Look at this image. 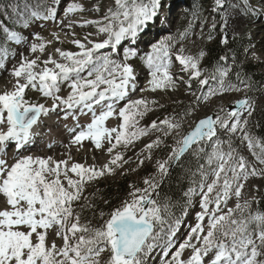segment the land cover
I'll list each match as a JSON object with an SVG mask.
<instances>
[{
  "label": "snow or ice",
  "instance_id": "obj_1",
  "mask_svg": "<svg viewBox=\"0 0 264 264\" xmlns=\"http://www.w3.org/2000/svg\"><path fill=\"white\" fill-rule=\"evenodd\" d=\"M115 3L116 10L109 9L101 20H85L81 24L96 25L98 33L107 34L103 41H89L91 47H88L81 40L74 39L72 43L78 46L79 52L56 48L55 51L64 62L49 55L42 62L44 68L39 71L36 70L39 57L28 59L21 54V63L11 72L17 78L13 90L0 93V143L13 142L19 152L32 140L33 126L38 124L41 115H47L58 108H63L65 115L74 109L87 110L93 115L92 122L73 136L70 142L72 145H82L83 141L91 140L96 148H101L102 141L107 140L110 144L107 150L111 153L118 145L127 146L134 139L147 134V128L137 126L138 117L142 118L150 111V104H155V101L127 99L124 107L116 112V103L125 100L130 90H135L136 87L135 70L129 63L138 55L136 50H125L122 59H112L97 53L106 47L119 45L122 40L135 39L143 27L157 15L160 0H115ZM216 3L220 7L223 0H216ZM245 8L255 11L247 4ZM83 10L81 3L72 2L67 5L65 16ZM96 10H99L98 7ZM57 11L53 0L52 6H42V11H32L31 16L56 20ZM222 20L223 31L228 22L226 17H222ZM72 23L70 21L65 26L71 28ZM215 27L213 24V29ZM0 29L10 41L21 43L24 40L19 32L11 31L2 24ZM187 31L188 29L181 36L186 35ZM54 36L59 40L58 34ZM231 38L235 39L234 36ZM34 39L40 43L31 44L32 53L44 52L47 44L51 43L38 33ZM228 41L229 33L224 31L222 43L227 44ZM173 46V38L166 37L153 44L151 51L142 57L150 70L151 79L148 83L152 91L176 87V81L170 72ZM183 51L181 48L180 52ZM247 52L248 49H245L246 54ZM8 55L7 46L0 45V68L5 66ZM203 55L200 52L197 56L180 54L176 57L183 70L191 71L189 88L191 79H198L202 75L199 61ZM252 55L255 57L256 53ZM49 64L53 67H48ZM85 70L86 78L80 75ZM220 75L227 76V71L220 72ZM20 78L24 79L23 83ZM70 79L72 83L69 94L66 97L58 95L60 82ZM208 83L207 77L199 80L201 86ZM29 87L51 98V108L43 103L27 101L24 94ZM228 90L239 91L234 87L225 88L221 80L219 88H209L197 100H207L210 96L223 94ZM234 104L235 108L227 111L220 109L215 118L207 116L199 120L194 129L177 141L178 147L173 149L168 160L158 163L160 175L166 173L169 162L178 160L192 145L212 140L217 135V128L230 133L242 131L249 148L260 147V153L254 151L253 155L264 164V144L248 133L247 119L241 120L245 111L251 116L254 102L246 96ZM97 108L100 109L99 114ZM220 112L224 114L220 115ZM114 115L122 118V123L118 128L106 127L105 121ZM160 123L169 130L179 128L178 123L167 118ZM5 125L7 130H4ZM77 127L80 125L77 124ZM150 127L157 129L159 125L153 121ZM72 131L75 132V129ZM164 134L167 135V131ZM113 139L115 143H112ZM160 143L157 138L145 147L151 150ZM224 143L217 137L212 152L207 155L210 171H205L204 165L199 168L202 211L197 213L198 222L171 260H166L164 264H206L205 258H209L207 264H264V213L253 214L249 210V202L244 205L237 203L235 208L228 209L226 213L221 209V205H226L232 195L240 196L244 187L242 181H247L250 176L264 175V169L250 166L247 159L236 153L230 143L225 151ZM4 151L5 149H0V194L5 196L8 207L0 210V264H100L101 253L106 250L110 253L107 264H144V257L157 246L164 234L166 216L170 214L169 206L158 205L152 199L151 194L158 187L154 178L145 179L146 187L137 188L130 193L132 200L115 208L99 227L80 223V214L74 211L73 203L80 200L87 182L103 176L105 172H114L115 166L123 160L121 153H117L108 164L98 169L94 165L72 163L69 166L68 160L54 161L52 157L31 155L22 156L9 165L3 158ZM199 151L203 149L200 148ZM212 165L215 167H211ZM69 173L75 174L77 178H72ZM209 174L214 177L210 183ZM194 191L195 189H189V193ZM237 211L241 213L239 217L236 216ZM245 211L248 212L247 215H244ZM205 217L208 218L206 232ZM53 228L62 239V246H57L54 240L50 245L47 243L49 230ZM167 228L170 243L175 229L171 224H167ZM185 249H190L191 255L182 259ZM164 255L167 256V252Z\"/></svg>",
  "mask_w": 264,
  "mask_h": 264
},
{
  "label": "rangeland",
  "instance_id": "obj_2",
  "mask_svg": "<svg viewBox=\"0 0 264 264\" xmlns=\"http://www.w3.org/2000/svg\"><path fill=\"white\" fill-rule=\"evenodd\" d=\"M36 1L40 2L34 3V5L31 7V11H42V6H52L50 3L53 0ZM60 2L61 0H55L57 9H59ZM69 3L72 2H66L65 6H67ZM81 4L83 5V3ZM170 4L175 6V13L174 16H172V19H170L169 15L166 19L165 16L170 10ZM245 4L249 5L251 9H255V11L246 10ZM83 8L85 18L87 20H101L103 17H105L101 16L99 13H96L95 10L89 14L86 6L83 5ZM65 9L66 7L63 8V10L57 11L56 20L61 19V16H63V13H65ZM105 9H112L115 11V0H108L106 4H104V7L101 8V12H105ZM230 14L237 15L240 18H246L248 21L245 22V28H226L222 31V17L228 18ZM254 20L255 22H261L262 26H264V0L259 4L256 2V0H223V4L220 7H217L216 0H160V6L157 10V15L152 20H150L137 35L138 47H134V49L138 55L129 61V63L133 65V68H136L142 73L141 79L144 83L143 88L139 93V97L136 95L132 98V100L143 98L147 101H155V104H150V111L143 115L142 118L138 117L139 123L137 126L140 128H147V134L134 139L133 142L127 144V146L124 144L118 145L117 148L113 149L111 153H109L107 150L110 146L107 140L102 141L101 148H96L94 142L91 140L83 141L82 145H74V147L82 154L78 161L88 163L92 161L95 163L94 166L98 169L102 168L105 164H108L117 153H121L123 156V160L119 161L117 166H115L114 172H105L103 176L97 177L96 179L89 181L84 185L83 194L80 200L74 202L72 205L75 212L79 213V205L82 206L83 204L88 203L90 196L96 192L95 190L101 184L104 186H108L112 183L115 184L119 179L124 177L127 180L129 191V195L125 197V200L131 201L133 197L130 195V193H133L137 188L144 189L146 187L144 184L145 179L154 178L155 182H158L161 176L158 163L168 160V157L172 153L173 149L178 147L177 141L186 135L188 131L192 130L200 119L209 115L215 116V114L219 112L220 109L227 111L229 110V107H234L235 101L246 96L250 97L254 102V110L252 111L251 116L248 115L247 111L243 113L241 120L243 121L244 119H247L248 124L246 130L251 136L259 140V137L252 131V128L256 126V122L252 115L257 110L264 108V85H262L259 90L251 91L249 89L250 84L240 81V75H230L234 69L233 67L235 66L234 57H231L229 61H222L214 73L209 72L208 68L205 67L207 60L206 58L208 56L205 52L206 45L223 37L224 31L229 33V38L234 36L235 39L244 41L246 46L245 49H248V52L246 54L244 50L240 60H244L243 62H253L254 64H264V30L262 32L256 30V28H254V24L252 23ZM25 21L27 22V26H25ZM49 21L50 20H44L42 18H34L31 15H27V13L19 21L16 19L12 28L15 25L19 27L16 30L14 29L11 31H17L24 37V40L21 43L8 40L6 34L2 31V29H0V45H6L9 50V55L5 66L0 68V89L4 88L7 82H9V78H6V76H3V74L10 71L12 68V64H10V62L16 57L18 53H20L21 49H30L31 44L34 42L40 43V41L34 39L35 34L37 33L43 37L45 41H51L50 44H47L45 51L43 52L47 54H49L51 51L54 52L57 43H61L63 46H65L67 51L79 52L80 49L78 46L72 43L74 39H79L82 42L87 43L95 35H100L101 40L107 38V34L98 33V28L96 25H94L92 27L84 26L80 31H72L68 36L61 37L59 40H57L51 37V28L54 25L47 27V23ZM167 23L170 25H167V29H164L165 24ZM190 23L191 28H189ZM213 24L216 25L215 29H213ZM186 29H188L187 34L182 37L181 34L185 33ZM73 33H75V35H72ZM31 36L33 37L31 38ZM210 36L211 39H209ZM166 37H172L174 40V46L171 53L172 65H174L172 69L174 71L170 70V72L172 71L171 74L176 81V87H168L166 89H157L156 91H152L148 83V81L151 79L150 70L146 67L142 57H144L145 53L151 51V46L153 44ZM127 40H129L127 44L130 45V42L133 39L128 38ZM123 46L124 45H121V49L119 48L120 50L117 49V53H114L112 48V50L109 49V51L100 52L97 55L110 56L112 59H122L123 53L125 51L124 49L122 50ZM181 48L184 50L182 55L185 53L187 55L191 54L192 56H197L200 52L204 53L203 57H201L199 61L202 75L198 79H191L190 88L188 87V82L191 77V71L183 70L180 65H177L178 60H176V54L180 55L178 51H180ZM106 49L107 48L101 50ZM36 53L39 54V56L43 54L39 51ZM252 53H256V56L254 57ZM55 55L56 52H54L52 57L56 59ZM48 57L41 58V61L43 62L44 60H47ZM41 65L43 66L42 68H44V64L42 63ZM51 66V64L48 65V67ZM225 70L227 71V76L221 77L220 72ZM178 71L181 72L178 73ZM80 75L81 77L86 78L87 70L82 72ZM205 77L208 78L209 83L208 85L201 86L199 84V80L204 79ZM221 80H223V85L225 88L234 87L238 88L239 91L228 90L223 92V94L210 96L207 100H197V97L201 96L202 92L206 93L209 88H219ZM71 83V79L61 81L59 84L60 91L58 95L66 97L71 91ZM26 94V100L31 103H43L46 105V107L49 104L52 106V99L43 96L40 91L36 89L29 87L26 90ZM124 105L117 107L116 112L118 113L119 109L124 107ZM223 114V112H220V115ZM64 117L65 110L63 108H58L57 116L51 118V121L49 120V126L44 129L45 132L47 129L52 132V135L49 134L48 136V143L53 142L56 139L61 140V136H63V138H68L71 142L73 136L69 137L68 132L66 130L63 131L62 125L60 124V121ZM166 118L170 121L178 123L179 128L172 130L167 129L165 125L160 123ZM87 119L91 120L92 122L93 116H88ZM153 121H156L159 125L157 129H152L150 127ZM119 122L120 117L118 115H114L105 121V126L108 128H117ZM131 130L132 129H130V131ZM166 131L168 133L167 135L164 134ZM57 133L60 136H58ZM220 135H224L229 138L228 144H231V147L235 149L236 153L244 156L249 162L250 166H253L257 169H264V164H262L256 158V156L253 155L254 151L256 153H260V147H255L254 149L249 148L248 142L243 139V132L240 130H238L236 133H230L225 129L217 128V135L213 137L212 140H207L204 141L203 144H200L196 149V152L198 154H205L207 159V155L212 152V149L215 146V141L217 137H220ZM157 138H159L161 141L158 147H153L151 150L145 147L147 144L157 140ZM43 141L45 140L43 139ZM259 141L261 144H264L261 140ZM41 142L42 140L39 143ZM62 142L64 141H61V143ZM112 143H114V139ZM228 144H223L225 151L228 149ZM63 146L65 147L66 143L63 144ZM200 148H202L203 151H199ZM90 149L97 150V155L92 153L89 155L87 151ZM11 150L4 153V155L7 153H13ZM141 161H143V163H141ZM173 163L174 161L169 162L167 171ZM211 167H215V165H212ZM209 170V167L205 169V171ZM69 174L72 176V178H77L75 174ZM213 178L214 177L209 174L208 182L210 183ZM61 179L63 180V177H61ZM64 183L65 186H67L66 180ZM242 183H244V187L241 190L240 196L236 197L235 195H232L226 205H221L223 212L226 213L228 209L235 208L237 203L244 205L245 202H249V210L253 214L258 212L256 195H264V175L250 176L247 181H242ZM206 190L207 189L205 188L204 191L206 192ZM151 195L152 199H154L155 191L152 192ZM3 198L4 197L2 196V203H4L6 200ZM201 199V191L188 193L190 205L189 210L184 216L183 220L176 224L174 228L175 235L171 237V242L169 243L167 236L164 235V237L157 242V246L147 256L144 257V264H164L166 260H171L174 252L179 248V245L184 242L191 232L192 227H194L198 222L197 213L202 211ZM2 203L0 202V206H2ZM210 207H214V205H210ZM240 214L241 213L237 211L236 216L239 217ZM247 214L248 212L245 211L244 215ZM105 220L107 219L102 218V224ZM207 220L208 218L205 217V232L207 231ZM53 240L56 242L57 246H62L60 244L61 242L63 244V241L60 237H57L55 228L49 230L47 243L50 245ZM176 240H180L181 243L179 242V245L173 250V241ZM165 252L168 254L166 259L164 258ZM190 255L191 250L185 249L182 259H187ZM109 256L110 253L107 250L101 253L100 264H107ZM205 259L207 261L209 258Z\"/></svg>",
  "mask_w": 264,
  "mask_h": 264
},
{
  "label": "trees",
  "instance_id": "obj_3",
  "mask_svg": "<svg viewBox=\"0 0 264 264\" xmlns=\"http://www.w3.org/2000/svg\"><path fill=\"white\" fill-rule=\"evenodd\" d=\"M36 0H0V24L10 30H16L19 26L15 25V20L18 21L27 15H31V7ZM223 37L215 42L209 43L205 47L207 60L205 67L209 72H215L222 61L226 62L235 58V66L230 75L238 74L241 76L240 81L250 84V90H259L264 85V64H254L253 62H243L240 60L246 48L243 40L229 38L227 44L222 43ZM250 91V92H251ZM256 126L252 128L254 134L259 137L264 143V108L257 110L253 115ZM220 140L228 144L229 138L220 135ZM200 144H203L201 142ZM196 145L183 157H181L173 167L160 176L155 189L154 200L158 205H168L169 213L166 216L167 224L174 227L177 221L183 220V215L189 209L188 193L189 189L199 190L201 174L199 168L201 165L208 168L205 154H198L196 149L200 145ZM204 169V170H205ZM153 171V170H150ZM210 171V170H209ZM96 192L90 196L88 203L79 205L80 221L82 224L90 223L92 227L102 225V218H109V214L126 201L125 197L129 195L127 180L121 178L115 184L104 186L101 184ZM257 211L264 213V195L257 194ZM103 214V215H101ZM165 225L164 235L167 236L168 228Z\"/></svg>",
  "mask_w": 264,
  "mask_h": 264
},
{
  "label": "bare ground",
  "instance_id": "obj_4",
  "mask_svg": "<svg viewBox=\"0 0 264 264\" xmlns=\"http://www.w3.org/2000/svg\"><path fill=\"white\" fill-rule=\"evenodd\" d=\"M78 2V3H83L84 6H86V9L88 10V13L91 14L93 12V10H95L96 13H99L101 16H106L108 13V9H105V12H101V8L104 7V4H106V2L108 0H61L60 2V6L58 11L63 10V8L67 7L65 6L66 2ZM111 1V0H109ZM263 0H256V2L259 4L261 3ZM53 5V1L50 3ZM98 7V11L96 10ZM175 6L170 4V10L168 11V15L170 16V19H172V16H174L175 13ZM76 15V16H75ZM228 19V24H227V28H238V27H242L245 28V22H247L248 20L246 18H240L237 15L234 14H230V16L227 18ZM87 20L85 18V14L84 11H78L76 13L73 14H69L68 16H65V13H63V16H61V19L58 20H50L47 23V27H51L52 25H54L51 28V37L55 38L54 34H58L59 38L61 37H66L68 36L72 31L78 30L80 31L82 27L84 26H94L93 24H86L84 26H81V24L83 23V21ZM89 20V19H88ZM60 21H63V23H60ZM73 22L72 23V27L68 28L65 25H67L69 22ZM252 21V20H251ZM230 23V25H229ZM254 24V28H256V30L259 31H263L264 30V26H262L261 22H255V20L252 22ZM261 24V25H260ZM154 26V25H153ZM167 24H165L164 29H167ZM102 36V35H101ZM33 36H31L32 38ZM103 39V38H102ZM100 35H95L90 41H94V42H101L103 40H101ZM132 41V40H131ZM88 47H91V44H89L88 42L85 43ZM56 48H61V50L67 51V48L65 46H63L61 43H57ZM55 48V49H56ZM20 51V50H19ZM54 52H56L54 50ZM54 52H50L49 54L47 53H43L41 54V56H39V54L37 53H32L30 51V49H26L23 50L21 49L20 53H18L16 55V57L10 62V64H12V68L10 69V71L8 73H4L3 76H6V78H9V82H7L6 86L2 89H0V93H3L4 91H11L13 90L15 84H16V77L11 75L12 69L14 67H18L19 64L21 63V54H23V56L27 57L28 59H36L37 57H39L38 61H37V67L36 70L39 71L41 69H43L42 67V61L41 58H47L49 55H54ZM56 59L59 60L60 62H64L62 60V58L59 57V54L56 52L55 55ZM177 65H180V63L178 62ZM53 67V65L51 66ZM41 68V69H40ZM181 68H183V66H181ZM180 68V69H181ZM181 71H178V73H180ZM21 82H24L23 78H20ZM27 90V89H26ZM25 99H26V91H25ZM132 97L131 94H129V96L127 97V99H130ZM49 105H47V107H49ZM51 108V106L49 107ZM246 112V111H245ZM244 112V113H245ZM55 116H57V110L55 112H49L47 115H41L38 124L34 125L33 128H42L43 130L48 126V124L50 123V119L54 118ZM79 118V116H76L72 119H68V122L72 125H70L69 127L72 128H77V124H75L76 122H78V124H82V121H73L74 119ZM50 120V121H49ZM4 130L6 129V125L4 126ZM66 130V129H65ZM42 140V137H39V142ZM66 143V146L64 147L63 144ZM83 144V142H82ZM93 144V143H91ZM1 146V144H0ZM8 151H5L4 153H6ZM90 155V153L97 155V150H88L87 151ZM3 156L5 157V159H7L9 162H12L11 164H13L15 162L16 159L22 157V156H27V155H31L33 157H52L54 161H59V160H68V164L69 166L72 163H82L85 164L86 166L89 165H94V162H82V161H78L80 156L82 155L81 152L78 151V149H76L74 147V145H72L70 143V140L68 138H64V142L59 143L58 147L57 144H54L53 146L49 147L48 144L47 145H39V144H35L32 146L27 147L26 149L20 150L19 152L16 153H7L6 155ZM69 156L71 157V159H69ZM10 164V165H11ZM73 174V173H72ZM2 196L4 197L3 199H5V196L0 194V202L2 203ZM8 207L6 205V202L2 203V206H0V210L4 209ZM53 236V235H52ZM58 237V236H57ZM53 238V237H52ZM62 245V242L61 244ZM179 245V242H174L173 243V250ZM172 250V251H173ZM206 260V259H205ZM207 262V261H206Z\"/></svg>",
  "mask_w": 264,
  "mask_h": 264
},
{
  "label": "water",
  "instance_id": "obj_5",
  "mask_svg": "<svg viewBox=\"0 0 264 264\" xmlns=\"http://www.w3.org/2000/svg\"><path fill=\"white\" fill-rule=\"evenodd\" d=\"M230 108H235V105H234V107H230ZM230 108H229V109H230ZM209 116H213V117L215 118L214 115H209ZM205 118H206V117H205ZM202 119H204V118H202ZM200 120H201V119H200ZM198 122H199V121H198ZM198 122H197V123H198ZM196 125H197V124H196ZM195 127H196V126H195ZM195 127H194V128H195ZM194 128H193V129H194ZM195 145H197V144L192 145V147H191L188 151H186V152L184 153V155H185L186 153H188V152H189V151H190ZM184 155H183V156H184ZM183 156H181V157H183ZM181 157H180V158H181ZM180 158H179V159H180ZM179 159H178V160H179ZM178 160H175V161H174V163L172 164V167L176 164V162H177ZM145 206H146V207H149V205H145Z\"/></svg>",
  "mask_w": 264,
  "mask_h": 264
}]
</instances>
